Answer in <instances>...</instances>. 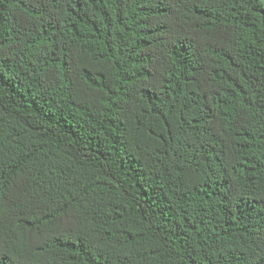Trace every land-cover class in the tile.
Masks as SVG:
<instances>
[{
    "label": "trees",
    "instance_id": "16d2710c",
    "mask_svg": "<svg viewBox=\"0 0 264 264\" xmlns=\"http://www.w3.org/2000/svg\"><path fill=\"white\" fill-rule=\"evenodd\" d=\"M0 264H264V0H0Z\"/></svg>",
    "mask_w": 264,
    "mask_h": 264
}]
</instances>
